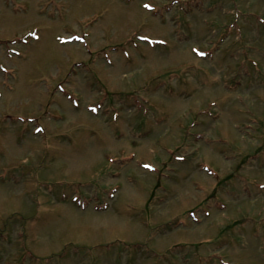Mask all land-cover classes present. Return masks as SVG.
Returning <instances> with one entry per match:
<instances>
[{
    "label": "rangeland",
    "instance_id": "rangeland-1",
    "mask_svg": "<svg viewBox=\"0 0 264 264\" xmlns=\"http://www.w3.org/2000/svg\"><path fill=\"white\" fill-rule=\"evenodd\" d=\"M0 264H264V0H0Z\"/></svg>",
    "mask_w": 264,
    "mask_h": 264
}]
</instances>
